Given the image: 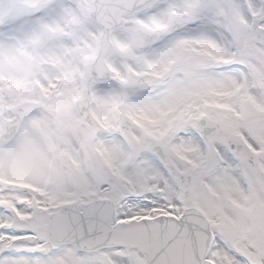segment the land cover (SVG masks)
Returning a JSON list of instances; mask_svg holds the SVG:
<instances>
[{"label": "snow or ice", "instance_id": "obj_1", "mask_svg": "<svg viewBox=\"0 0 264 264\" xmlns=\"http://www.w3.org/2000/svg\"><path fill=\"white\" fill-rule=\"evenodd\" d=\"M0 264H264V0H0Z\"/></svg>", "mask_w": 264, "mask_h": 264}]
</instances>
